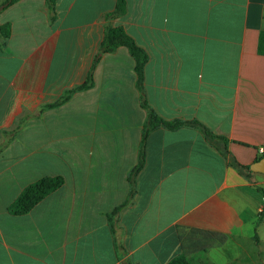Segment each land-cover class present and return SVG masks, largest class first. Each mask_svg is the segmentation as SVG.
<instances>
[{
  "label": "crops",
  "instance_id": "0c3cea01",
  "mask_svg": "<svg viewBox=\"0 0 264 264\" xmlns=\"http://www.w3.org/2000/svg\"><path fill=\"white\" fill-rule=\"evenodd\" d=\"M55 1L53 21L46 0L0 11V26L11 25L0 35V264H165L183 252L190 264H263L249 230L264 218V172L241 174L195 127L150 132L112 229L147 118L125 46L101 56L93 87L39 108L84 82L106 25L122 26L149 54V105L202 121L250 165L264 157V0H126L111 18L117 0ZM55 175L61 187L24 214L9 211ZM199 230L226 240L208 246Z\"/></svg>",
  "mask_w": 264,
  "mask_h": 264
},
{
  "label": "trees",
  "instance_id": "16d2710c",
  "mask_svg": "<svg viewBox=\"0 0 264 264\" xmlns=\"http://www.w3.org/2000/svg\"><path fill=\"white\" fill-rule=\"evenodd\" d=\"M17 1L18 0H4L3 2L0 3V11L4 10L5 8L9 7L10 5L14 4ZM46 1H47L50 19L53 21L56 18V11H55L56 1L55 0H46ZM126 6H127L126 0H117V5L115 9L107 14V18L123 15L126 12ZM10 32H11L10 23H5L0 26V35L4 37H9ZM121 46H125L135 60V71L137 75L136 86L140 91L141 105L147 111V118L142 131V139L139 146L138 162L133 167L129 175V180L131 185L130 194L128 198L121 205L116 207L109 215L111 220V226L112 229L114 230H116V223H115L116 217L118 216L119 212L126 205H128V203L131 201L132 197L136 192L135 189L136 177L138 173L141 171V169L144 167L146 161L145 146H146L147 137L151 131H153L158 127L163 126L170 130H176L184 126L198 128L203 133L204 137L210 143H212L223 156H225L228 159L230 165L238 169V171L241 174L247 176L248 178L253 173V171L250 168V165L242 164L230 152L228 147L229 140L225 136H221L214 133L206 124H204L202 121L196 118L194 119L175 118L172 120L165 119L162 116H160L149 105L148 101L145 98V93H144V70L146 63L149 60V54L142 46H140L135 41V39L122 26H112L110 24L106 25L104 38L102 40L100 49L94 58L93 64L89 70V73L85 81L67 89L57 100L42 104L39 108V114L48 108H53L62 105L63 103L68 101L75 92L87 90L93 87L94 69L98 60H100L103 54L115 52ZM258 52L264 55V30L261 31L259 35ZM64 181L65 180L63 176L55 175V176H45L37 180L36 182L29 184L20 193L17 199L12 203V205L9 208V211L13 214H24L30 211V209H32L34 205L37 204L40 200H42L46 195L50 194L51 192L61 187L64 184ZM258 189H260L264 193V188L258 186ZM263 211L264 209L262 210L261 215L263 214ZM199 231L202 234H204L206 238L212 241L210 244H208V246L212 245V243H215L216 241L224 242L226 240V236L218 232L204 231V230H199ZM256 239L258 240L257 235H256ZM208 246H203V247L206 248ZM165 264H190V261L187 258V254L183 252L174 256Z\"/></svg>",
  "mask_w": 264,
  "mask_h": 264
},
{
  "label": "rangeland",
  "instance_id": "374dc122",
  "mask_svg": "<svg viewBox=\"0 0 264 264\" xmlns=\"http://www.w3.org/2000/svg\"><path fill=\"white\" fill-rule=\"evenodd\" d=\"M263 215V214H262ZM264 218H262L260 221L256 222V225L254 226H250V233H257L261 239V243L259 246H257V248H255L257 255L260 256V259L262 260L263 264H264ZM259 224V226H257ZM250 243L249 241L246 243V248L247 249H251L250 248ZM233 254V252H232Z\"/></svg>",
  "mask_w": 264,
  "mask_h": 264
},
{
  "label": "water",
  "instance_id": "95a60500",
  "mask_svg": "<svg viewBox=\"0 0 264 264\" xmlns=\"http://www.w3.org/2000/svg\"><path fill=\"white\" fill-rule=\"evenodd\" d=\"M250 168L253 172H264V157L250 164Z\"/></svg>",
  "mask_w": 264,
  "mask_h": 264
}]
</instances>
